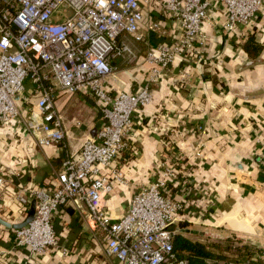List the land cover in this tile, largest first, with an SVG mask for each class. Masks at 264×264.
Instances as JSON below:
<instances>
[{
	"label": "crops",
	"instance_id": "0c3cea01",
	"mask_svg": "<svg viewBox=\"0 0 264 264\" xmlns=\"http://www.w3.org/2000/svg\"><path fill=\"white\" fill-rule=\"evenodd\" d=\"M165 1L139 0L140 40L118 36L132 54L111 59L105 89L111 96L134 93L148 82L152 98L133 116L128 147L110 167H101L106 175L113 169L123 174L122 182L111 177L101 203L113 220L120 218L135 190L160 176L161 154L173 146L182 160L168 191L184 208L168 229L196 241L232 234L264 241V1L250 23L230 32L224 31L225 11L215 2L202 25L204 44L149 81L157 65L148 52L173 44L179 33ZM68 14L61 8L54 19ZM54 92L61 142L41 145L18 122L0 123V264H122L106 255L103 232L87 219L81 200H69L52 213L58 244L46 253L33 255L14 243L8 224L25 217L16 190L51 192L62 162L76 156L85 140H95L105 121L90 94ZM25 94L29 102L19 101L20 109L30 117L39 96L30 81ZM32 201L29 197V208Z\"/></svg>",
	"mask_w": 264,
	"mask_h": 264
},
{
	"label": "built area",
	"instance_id": "2783aa9c",
	"mask_svg": "<svg viewBox=\"0 0 264 264\" xmlns=\"http://www.w3.org/2000/svg\"><path fill=\"white\" fill-rule=\"evenodd\" d=\"M263 1L166 0L164 7L179 33L173 44L148 52L157 65L149 81L204 44L202 25L215 2L223 7L222 27L230 32L240 23H250ZM61 8L69 14L57 21L54 15ZM142 18L139 0H0V123L18 122L41 145L61 142L64 129L54 106L55 89L90 94L105 120L95 140H85L76 156L62 162L51 192L44 188L16 190L15 200L25 216L29 197L35 201L33 218L13 229L15 245L27 247L30 254H44L58 244L52 213L69 200H81L87 219L103 232L107 256L122 264H188L175 255L173 232L168 229L184 208L168 191V185L176 182L182 160L173 146L167 145L161 154L160 176L135 190L120 218L113 220L101 203L111 188V177L123 181L121 171L113 169L106 175L101 167H110L128 147L133 116L152 98L148 82L134 93L120 91L111 96L105 89L112 73L111 59L132 54L127 44L118 42V36L128 33L140 40ZM27 81L39 93L37 110L30 117L22 114L19 104L29 100ZM195 155L201 156V152L197 150Z\"/></svg>",
	"mask_w": 264,
	"mask_h": 264
},
{
	"label": "rangeland",
	"instance_id": "374dc122",
	"mask_svg": "<svg viewBox=\"0 0 264 264\" xmlns=\"http://www.w3.org/2000/svg\"><path fill=\"white\" fill-rule=\"evenodd\" d=\"M28 102L29 100L25 103ZM208 238L209 239L205 236L201 242L206 243L213 252L219 253L220 256H223L222 258L225 261L241 260L238 258L243 255V252H248L251 256L248 257L247 260L249 259L253 264L263 263L264 241L254 237L251 239L248 237H237L234 234L226 237L210 236ZM243 246L244 248L247 247V249H243ZM259 249L262 251L258 252Z\"/></svg>",
	"mask_w": 264,
	"mask_h": 264
},
{
	"label": "trees",
	"instance_id": "16d2710c",
	"mask_svg": "<svg viewBox=\"0 0 264 264\" xmlns=\"http://www.w3.org/2000/svg\"><path fill=\"white\" fill-rule=\"evenodd\" d=\"M173 251L179 258L186 259L188 264H226L230 261H248L251 256L248 252H243L238 259L225 261L219 253L213 252L209 246L201 241L191 240L180 234H173ZM243 249H247L244 248ZM262 250H258L261 252Z\"/></svg>",
	"mask_w": 264,
	"mask_h": 264
},
{
	"label": "water",
	"instance_id": "95a60500",
	"mask_svg": "<svg viewBox=\"0 0 264 264\" xmlns=\"http://www.w3.org/2000/svg\"><path fill=\"white\" fill-rule=\"evenodd\" d=\"M34 211H35V201H32L30 208H29L26 216L24 217V219L21 222L13 224V225L8 224V226H12L14 228L22 227L23 225L28 223L33 218Z\"/></svg>",
	"mask_w": 264,
	"mask_h": 264
}]
</instances>
